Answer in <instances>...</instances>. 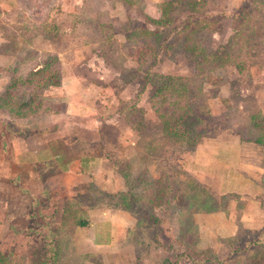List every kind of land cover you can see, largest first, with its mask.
I'll return each mask as SVG.
<instances>
[{"label":"rangeland","instance_id":"374dc122","mask_svg":"<svg viewBox=\"0 0 264 264\" xmlns=\"http://www.w3.org/2000/svg\"><path fill=\"white\" fill-rule=\"evenodd\" d=\"M162 1L0 0V52L12 56L11 64L0 68L5 83L14 65L18 66L17 75L26 74L42 66L49 54L57 53L66 82L63 87L44 90L43 97L76 102L64 121L61 117L50 121L51 114L42 112L14 124L52 129L48 130V140L33 143L38 152L39 147L47 149L48 143L56 141L57 131L87 140L88 134L97 136L99 128L104 139L95 147L100 155L97 164L89 168V175L74 164L71 171L48 178L49 193L42 200L46 204L44 215L54 225L63 223V204L75 191L73 185L78 184L76 189L84 192L82 199L86 201L89 196H98L90 182L106 190L118 189L120 176L111 162L119 168L126 162L135 164L132 192L136 194L152 187L157 191L168 187L182 197L171 207L152 205L149 210L157 220L155 229L161 224V240L133 226L127 227L133 228L128 230L127 239L114 242L109 229L117 220L111 222L108 215L97 214L92 216L97 253L88 255L86 247L81 249L87 253H80L81 249L77 252L64 237L53 264H156L166 255L177 258L175 253L184 248L186 233L198 235L190 214L200 209L226 208L234 186H223L213 178L207 189L193 178L189 181L179 167L175 170L173 162L191 169L223 159L247 162L248 158L232 157L217 148L224 143L230 146L239 138L248 142L259 138L264 143V0H196L199 5L182 0L161 16ZM153 19L160 21L152 23ZM132 27L141 35L131 33ZM150 30H156L157 36L151 37ZM221 51H225V58L214 59L213 54ZM161 78H170L171 86L161 88ZM95 116L99 120L89 119ZM258 116L263 119L257 120L261 131L256 126ZM184 130L185 134L169 135ZM4 140L11 153L9 162L0 161V208L8 206V214H18L38 196L42 182L30 178L28 167L18 164L20 159L29 158L21 152L19 138L7 135ZM78 143L85 146L82 150L91 144H64L70 163L77 155ZM259 146L258 155L264 162V147ZM208 168L211 171L215 166ZM148 173L163 174L161 184L156 182L155 186ZM223 191L225 195L219 196ZM72 218L67 216L64 224H74ZM8 222V215L0 209V252H13L19 264H40L37 262L44 257L39 241L28 239L23 232H16V239L12 238ZM255 234L238 229L241 240ZM11 244L15 246L11 248ZM220 252L226 255L227 248L223 246ZM260 253L264 256V247ZM261 259L259 255L251 264H260Z\"/></svg>","mask_w":264,"mask_h":264},{"label":"trees","instance_id":"16d2710c","mask_svg":"<svg viewBox=\"0 0 264 264\" xmlns=\"http://www.w3.org/2000/svg\"><path fill=\"white\" fill-rule=\"evenodd\" d=\"M180 1L182 0L162 1L159 4L162 8L161 16L166 14L167 11L170 10L173 3ZM205 1L206 0H202L201 2ZM192 3L195 5L200 4V2H197L196 0H191L188 2L189 5H192ZM159 21L160 19H153L151 22L156 23ZM129 31L134 34L141 35V32H135L134 27H132ZM253 33L254 31L250 33L248 38H251ZM149 34L151 37L157 36L155 35L157 34V31L150 30ZM223 53H225V51H221V53L219 54H213L214 59H218L220 61L221 59L225 58V55ZM134 58H136L138 62L140 61L135 55ZM53 63L55 65H53ZM17 68V64L13 66L12 75L9 80H7L8 82L5 83L4 93L0 95V113L2 114V116L0 117V123L1 128H5L11 134L14 133L17 135L25 136L35 131L36 129L27 125H16L14 124L15 122L29 121L31 120V117H33V115L42 112H46L48 114H58L62 113L65 110V101L61 100V102L49 100V98L43 97L44 90L50 87H58L62 84V68L57 53L49 54V59L44 60L42 66L37 69L30 70L26 74L17 75L15 73L17 71ZM147 79L150 80L151 77L147 76ZM169 79L170 78L159 79L161 88H169L171 86ZM20 89H23L21 95H19ZM257 120L262 122L263 119L261 116H258L255 119L257 123V129L261 131L262 127L260 126L262 125H259ZM170 128L172 129L173 127L170 126ZM186 132L187 130H184V132L173 131L169 135H181L185 134ZM262 134L263 132L259 133V135ZM103 140L104 139L101 135L100 140L87 145L88 147L83 151V154L85 155H82L81 157L82 162H88L90 159L93 160L99 157L100 154L97 152V149L95 147ZM255 142H257L259 145L261 144L262 147H264V143L261 142L259 138L255 139ZM106 156L107 155H105V157ZM59 163L60 157L54 156L50 160L36 162L32 165L33 168H36L38 170L40 179L44 181L42 190L38 194V196H35L34 200L28 205L26 211L22 215V218L17 221H15L14 218L10 219L11 226L14 228L15 232H23L27 235L28 239L39 241L38 244L42 247L41 255L44 257L40 260V262H37L40 264H53L56 261L58 248L60 246L59 242L61 240H65L64 237H66L67 235H64V233L70 231V226L72 228L76 226H88V218L85 216V212L82 209L84 206L92 207L94 205H103L111 209H125L129 211L134 217H136L138 228H141L146 233L152 234L154 236L156 235L154 225L157 220L153 219L152 214L149 211L152 209V205H164L166 207H171L173 202L176 203L180 198H182L172 192L171 188L168 187H163L158 191L152 187L151 189L145 190L144 192L139 194L132 192V188L134 186L133 182L135 181V179L133 178V171L136 168L132 167L128 162L125 163L124 167L119 168L117 167L118 165L116 164V162H112L116 170L123 176L126 189L118 190L115 192H107L98 188L92 183L90 184V186L97 190L95 192L98 194V196H89L91 200L89 199L88 201H86L82 199L84 192H82L81 190L76 191L73 201H66L63 205V223L54 225L53 222L48 219L49 216L44 215V213L42 212L43 206L46 205L42 203V200H46L47 197L45 195L49 193L48 184L46 182L47 174L54 173V171L58 168ZM174 167L176 170L177 167ZM157 172L158 171L156 170V173ZM148 176L153 179V183L155 186H157L156 182H159L161 184V180H163L162 178H164L163 174L154 175L153 173H151L150 175V173H148ZM187 177L190 179L189 181L192 180V178H190L189 176ZM81 214L83 216H81ZM69 215L70 217H73L72 222L74 224L66 225L64 223H67L66 218ZM64 225H66V227H64ZM63 229L66 230L64 233ZM186 235L188 237L186 236L185 238L183 246L184 248L179 253H177V257L196 264H251L252 262H254L257 256L260 255L263 258L260 252L263 251L262 245L264 244V240L258 234H255V236L245 238L243 240L239 239L240 241L238 242L236 241L235 245L231 247L229 255L225 258L227 260L232 259L231 263L224 262L225 260L218 259L210 248H198L197 238L193 235V233L191 234V236L189 233H186ZM66 240L69 243V239L67 237ZM249 249L251 252L250 254H248ZM243 253L244 256H242ZM252 257L254 259H252ZM15 258L16 257L12 252H0V264H19Z\"/></svg>","mask_w":264,"mask_h":264},{"label":"crops","instance_id":"0c3cea01","mask_svg":"<svg viewBox=\"0 0 264 264\" xmlns=\"http://www.w3.org/2000/svg\"><path fill=\"white\" fill-rule=\"evenodd\" d=\"M11 61H12V56L10 53L0 52V68L8 66L9 64H11ZM64 72L65 71L63 70L62 67V84L58 87H63L65 85L66 73ZM5 81H6L5 76L0 75V84H1L0 95L4 91ZM72 85H76V84H72ZM75 106H76L75 100L66 101L65 110L62 113L51 114L49 116L50 121H56L58 117H61V121L69 119V118H65V116L67 117L68 116L67 114L70 112L69 110L74 108ZM1 116L2 114L0 113V117ZM89 119L99 120L97 116ZM125 128L130 129V127L128 126H125ZM48 130L51 131L52 129L46 130V128H42V129L38 128L35 131L31 132L30 134L22 136L14 133L11 134L5 128H1V123H0V157L2 158L0 159V161L9 162L7 158L9 157L8 155L11 153V148L9 144H7V141L4 140L5 137L8 135L10 137L13 136L19 138L21 152L28 154L27 156L29 158L20 159L19 161H17L20 162L18 164L19 165L24 164L26 168L28 167L27 169L28 176L34 180H39L40 182H42V186L44 184V181L40 179L38 170L36 168H33L32 165L35 164L36 162L50 160L54 156L60 157V163L58 164V168L54 171V173L47 174L46 182L49 177H56L60 172H64L65 174L66 173L65 171H71L70 169L71 165L74 164H77L78 170L81 173H86L89 175L88 173L89 168L97 164V162L95 161H97L98 158L93 160L90 159L88 162H82L81 157L82 155H85L83 154V151L85 149L82 150V148L85 146L80 147V143H78L79 149L76 152L77 155H74V159H73L74 162L70 163L65 156L63 147H65L64 144L66 143L68 144V141H70L71 143L74 141H79L81 143H88L90 141L92 144L100 140V137L102 135V130L101 129L99 130L98 128L97 136H95L96 134H94V138H93V133L88 134L89 136L88 139H92V140H88V139L86 140L83 138L80 139L77 136H75L76 134L75 135L73 134L72 136L70 134H62L61 131H57L56 133H60V134H58V136L56 137V141L54 140L48 143V145L49 144L50 145L48 147L46 146L47 149H43V147H39L40 151L38 152L36 149L33 148L32 145L33 143H36L37 139L42 140L44 138L45 140H48L46 138L49 133ZM86 133L88 132H83V135ZM90 136L92 137L90 138ZM201 146L199 148L200 150H203L204 148ZM260 149L261 148L259 144L254 140L248 142V141H241L239 138L238 140H233L230 146L225 145L224 143V146H219L217 150L219 151L222 150L224 153L230 152L232 157L239 156L242 159L243 157L248 158L249 160H247V162H236L237 159H233L235 162H230L228 160L225 162V160L223 159V162H210V163L204 162L202 164L205 166L200 169H196V168L191 169L188 165L183 166L181 168L179 164L173 162V165L179 167L187 176L195 179L199 184L206 186L207 189L210 188L208 184L213 182V178H216V181L218 183L223 184V186H228V187L232 185L234 186V190H232L233 193L232 199L228 201L226 208L224 209L216 208L211 210H201V209L195 210L189 216L192 225L194 226L196 232L198 233V235L196 236L199 237L197 238V247L201 249H205V248L212 249L216 257L220 260H225L224 262H228V263L232 262V259L227 260L225 258L229 255L230 249L235 245L236 241L237 242L240 241L239 240L240 238H238L239 228L244 229L246 232H256V234L258 235L262 232L259 236H261V238H263L264 240V203H263L264 202V162H262V155L261 156L258 155ZM200 161H202V159ZM129 164L132 167H134L133 165H135L131 162ZM212 165L213 167L215 166V169H212L210 171L208 166L210 167ZM110 166L111 168L114 167L112 162L110 163ZM117 173L119 172L117 171ZM16 176L12 179V181L14 180V183L17 182ZM119 176L121 180V186L115 190H106L98 186V184L95 183L93 184L96 185L98 188L107 192L125 190L126 185L124 182V178L120 173ZM90 184L92 183L90 182ZM77 185L78 184L72 186L75 191L70 192L65 202L73 201L76 190L77 191L79 190L76 189ZM223 195H225L224 191L221 194H219V196H223ZM2 207L0 208L1 211L3 213L5 212L8 215V220H9L8 230L11 231L12 238L15 237L16 239V234H15L16 232L14 228L11 226L10 219L14 218V220L17 221L20 218H22V215L24 214L28 206L26 205V209L25 208L20 209V212L18 214H13V213L8 214L9 212L5 210V208H7L8 206H4V209ZM10 208L11 206L8 208L9 211ZM82 209L85 212V216L88 218L89 221L88 226L87 227L76 226L73 228L70 226L69 234H67L66 236L69 239V244L73 246L77 252H79L81 248L86 247L89 249L88 255L97 253L96 247L98 246V243L96 242L95 239L96 233L93 232L92 234V227H96L93 226L92 224L93 215L95 216L99 214L100 216H102L104 214L106 217L107 215L109 216L108 219L111 222L113 221V219L117 220V222L115 223L116 224L115 227L113 229L112 228L109 229V231H111V235L113 237L114 242L115 240L119 242L127 239L129 236V232H128L129 229H133L134 227L136 230L141 229L137 227L136 217H134L129 211L125 209H120V208L111 209L103 205H94L92 207L84 206ZM94 222H96V220H94ZM101 223L102 222L96 224H101ZM160 225L161 224L159 222L158 225L156 226V229H154L156 231V235H154L153 237L155 238L154 240L156 239L161 240V237L164 235L162 232L163 229L160 230L159 228ZM127 227H133V228H127ZM126 228L127 230L126 232H124V234L117 235V232L119 230L123 231V229ZM151 236L149 235L148 237ZM128 242L126 241V243ZM14 246L15 245L12 244L10 245L11 248H13ZM223 246L227 248L226 255L225 253L223 254L220 252L223 249ZM262 246L264 247V244ZM80 253H87V251L82 250L80 251ZM250 253L251 252L249 249L248 254ZM175 255L177 256V252L175 253ZM242 256H244V253ZM145 259L147 258H144V260ZM182 261L187 264H196L191 261L180 259L178 257L176 258L175 256L171 257L170 255L169 256L166 255L165 257L160 258V262L159 263L157 262L156 264H183ZM260 262H261L260 264H264V256Z\"/></svg>","mask_w":264,"mask_h":264}]
</instances>
